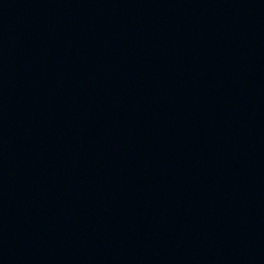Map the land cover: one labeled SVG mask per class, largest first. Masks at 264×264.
<instances>
[{
    "label": "water",
    "instance_id": "water-1",
    "mask_svg": "<svg viewBox=\"0 0 264 264\" xmlns=\"http://www.w3.org/2000/svg\"><path fill=\"white\" fill-rule=\"evenodd\" d=\"M115 0H0V51Z\"/></svg>",
    "mask_w": 264,
    "mask_h": 264
}]
</instances>
